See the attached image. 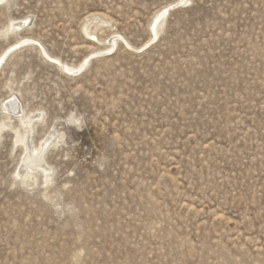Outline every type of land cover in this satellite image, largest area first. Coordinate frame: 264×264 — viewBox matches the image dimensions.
Returning a JSON list of instances; mask_svg holds the SVG:
<instances>
[{"label": "rangeland", "instance_id": "rangeland-1", "mask_svg": "<svg viewBox=\"0 0 264 264\" xmlns=\"http://www.w3.org/2000/svg\"><path fill=\"white\" fill-rule=\"evenodd\" d=\"M180 1L0 4V264H264V0Z\"/></svg>", "mask_w": 264, "mask_h": 264}, {"label": "bare ground", "instance_id": "bare-ground-1", "mask_svg": "<svg viewBox=\"0 0 264 264\" xmlns=\"http://www.w3.org/2000/svg\"><path fill=\"white\" fill-rule=\"evenodd\" d=\"M8 2V0H2L1 3ZM189 0H181L180 4L181 5H185L186 2H188ZM179 3V2H178ZM178 3H176V5H178ZM7 5V4H6ZM175 7V4H170L168 6H165L163 8H161L158 12H156L152 18V21L149 25V32L152 34V38L151 40L146 43L144 46H142L141 48H137L135 50H140L145 46H148L150 43L154 42L157 40L159 33L161 31V28L166 20V16L168 15L169 11L171 10L170 8ZM23 23L22 22H14L11 21L8 26L6 27L3 36H6L7 33L10 32V30H20L23 28ZM87 29V27H86ZM87 31V30H86ZM99 41V40H97ZM122 41L130 50L134 49L123 37H121L118 34H112L108 39H107V44L108 47H105V49L99 53H94L88 57H86L81 63L80 65H78L77 67H70L66 64H64L63 62H61L59 59L50 57L46 51L41 47V52L52 62V64H54L55 66L59 67L65 74L67 75H74L76 73H79L80 71H82L86 66L89 65L91 57L94 55H101L104 54L105 56H113L115 54V51L117 49L118 46V42ZM36 41H34L33 39H23L20 40L19 42L15 43L14 45H11L10 47H8L5 52L0 56V66L2 65L3 61L6 59L7 56H9L10 52L13 51V49L18 48L22 45H31V46H36ZM103 55V56H104ZM4 110L7 112L6 116L4 117L6 120L11 121L16 119L22 127H27L28 131L31 132L32 131V123L34 122L35 116H31L30 114H25L23 111V108H19L16 104L14 100H8V102L6 104L3 105ZM38 121V120H37ZM7 122V121H5ZM12 122V121H11ZM7 125L3 124L2 128H6ZM16 137L18 142H21V144L24 147L25 150V159L23 160L20 169H19V174L22 173H26L28 172V170H37L39 168L42 167V161L39 157H37L40 153V149L42 150V148H44V146L46 144H44L43 142L40 144L39 148H34L32 145H29V137L26 136V134H19L17 132H15ZM29 136V135H28ZM48 169H43V171H47Z\"/></svg>", "mask_w": 264, "mask_h": 264}, {"label": "built area", "instance_id": "built-area-1", "mask_svg": "<svg viewBox=\"0 0 264 264\" xmlns=\"http://www.w3.org/2000/svg\"><path fill=\"white\" fill-rule=\"evenodd\" d=\"M92 42H94V43H96V40L94 39V40H92ZM126 48V47H125ZM127 49V48H126Z\"/></svg>", "mask_w": 264, "mask_h": 264}, {"label": "snow or ice", "instance_id": "snow-or-ice-1", "mask_svg": "<svg viewBox=\"0 0 264 264\" xmlns=\"http://www.w3.org/2000/svg\"><path fill=\"white\" fill-rule=\"evenodd\" d=\"M0 2H2V0H0Z\"/></svg>", "mask_w": 264, "mask_h": 264}]
</instances>
